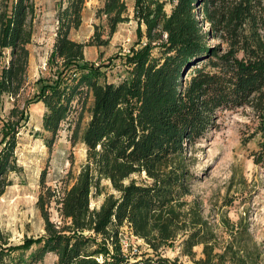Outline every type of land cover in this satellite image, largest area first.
<instances>
[{
    "label": "trees",
    "instance_id": "1",
    "mask_svg": "<svg viewBox=\"0 0 264 264\" xmlns=\"http://www.w3.org/2000/svg\"><path fill=\"white\" fill-rule=\"evenodd\" d=\"M86 1L55 0V41L46 63L54 79H43L33 96L44 107L48 150L69 124L71 146L80 142L85 159L55 187L41 171L36 209L43 234L17 245L0 234V264H37L47 254L55 264H177L159 251L178 239L185 256L202 245L196 264H248L209 245L207 223L186 200L193 178L186 153L216 128L219 113L249 108L260 136L253 163L264 166V0H133L136 34L146 43L125 57L129 77L118 84L101 81L84 49L108 44L130 20L127 4L103 0L96 16L105 18L107 38L95 34L81 43L70 34L82 24ZM34 13V0H0V51L7 52L0 98H15L25 85ZM214 39L218 44L209 45ZM9 119L0 131V196L21 170L16 134L25 117L13 108ZM122 227L154 255H123Z\"/></svg>",
    "mask_w": 264,
    "mask_h": 264
},
{
    "label": "rangeland",
    "instance_id": "2",
    "mask_svg": "<svg viewBox=\"0 0 264 264\" xmlns=\"http://www.w3.org/2000/svg\"><path fill=\"white\" fill-rule=\"evenodd\" d=\"M125 2L130 20L118 25L106 46H87L84 49V61L99 68L103 73L101 81L107 83L118 84L129 77L125 57L146 43L144 37L139 39L136 34V22L132 20L133 0ZM34 3L35 13L29 22L32 37L28 45L25 85L15 98L8 95L0 98V131L7 121H12L9 115L13 108L25 117L16 134L15 155L21 170L10 176L13 184L0 196V234L13 245L20 244L24 238L43 234V221L36 209L41 171L46 170V184L55 187L67 171L71 169L76 173L85 159V150L80 142L71 146L69 124L62 125L51 150L45 144L48 134L41 128L43 110L33 96L43 79H54L46 63L55 41L56 4L55 0H34ZM102 3L103 0L86 1L82 24L71 31L72 40L88 43L95 34L103 40L107 38L105 18L96 16ZM141 30H144L143 26ZM216 44L218 41L215 39L209 41L211 46ZM6 55L7 52L0 51V67L7 60ZM87 103L89 105L90 101ZM87 121L88 114L84 112L81 129ZM256 126L257 120L249 108L223 111L218 115L216 128L186 153L190 161L188 168L193 174L190 195L186 200L207 223L212 235L209 245L214 253L241 256L248 264H264V166L253 163V153L259 151L260 142ZM2 139L0 132V149L3 147ZM101 201L102 198L94 199L92 207H98ZM52 220L59 221L54 211ZM120 231L121 238L130 244L131 260L154 255L127 227ZM180 242V239L176 240L159 254L175 260L177 264H196L203 258L202 245L194 247V255L189 257L182 254ZM55 261L53 254H47L37 264H55Z\"/></svg>",
    "mask_w": 264,
    "mask_h": 264
},
{
    "label": "built area",
    "instance_id": "3",
    "mask_svg": "<svg viewBox=\"0 0 264 264\" xmlns=\"http://www.w3.org/2000/svg\"><path fill=\"white\" fill-rule=\"evenodd\" d=\"M120 247H121L122 254L127 256L129 259H131L130 258V253H131L130 244L126 240L120 238Z\"/></svg>",
    "mask_w": 264,
    "mask_h": 264
},
{
    "label": "crops",
    "instance_id": "4",
    "mask_svg": "<svg viewBox=\"0 0 264 264\" xmlns=\"http://www.w3.org/2000/svg\"><path fill=\"white\" fill-rule=\"evenodd\" d=\"M41 106H42V110L44 111V107H43V104H42V103H41ZM43 111H42V112H43Z\"/></svg>",
    "mask_w": 264,
    "mask_h": 264
}]
</instances>
